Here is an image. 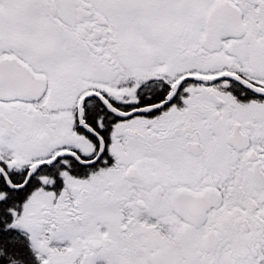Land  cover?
<instances>
[{
    "label": "flooded vegetation",
    "instance_id": "obj_1",
    "mask_svg": "<svg viewBox=\"0 0 264 264\" xmlns=\"http://www.w3.org/2000/svg\"><path fill=\"white\" fill-rule=\"evenodd\" d=\"M0 182V264H264V0H0Z\"/></svg>",
    "mask_w": 264,
    "mask_h": 264
},
{
    "label": "trees",
    "instance_id": "obj_2",
    "mask_svg": "<svg viewBox=\"0 0 264 264\" xmlns=\"http://www.w3.org/2000/svg\"><path fill=\"white\" fill-rule=\"evenodd\" d=\"M0 248L5 251L7 258L13 259L17 263L19 260H23L26 257L23 243L18 241L15 237H11L8 233L0 237Z\"/></svg>",
    "mask_w": 264,
    "mask_h": 264
}]
</instances>
